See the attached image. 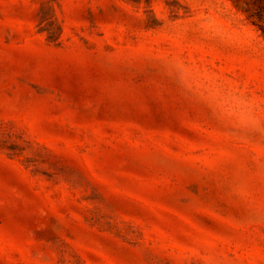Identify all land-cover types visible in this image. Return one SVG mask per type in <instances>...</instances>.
Returning a JSON list of instances; mask_svg holds the SVG:
<instances>
[{
    "label": "rangeland",
    "instance_id": "1",
    "mask_svg": "<svg viewBox=\"0 0 264 264\" xmlns=\"http://www.w3.org/2000/svg\"><path fill=\"white\" fill-rule=\"evenodd\" d=\"M0 264H264V0H0Z\"/></svg>",
    "mask_w": 264,
    "mask_h": 264
},
{
    "label": "trees",
    "instance_id": "2",
    "mask_svg": "<svg viewBox=\"0 0 264 264\" xmlns=\"http://www.w3.org/2000/svg\"><path fill=\"white\" fill-rule=\"evenodd\" d=\"M234 5L236 7H238L239 9H241L242 12L248 14V17H251L252 15L250 14L251 12V8L249 6V4L247 2H245L244 4H239V3H236V2H233Z\"/></svg>",
    "mask_w": 264,
    "mask_h": 264
}]
</instances>
